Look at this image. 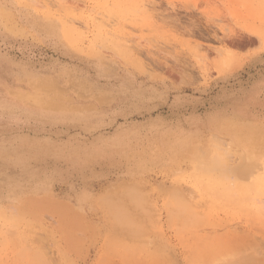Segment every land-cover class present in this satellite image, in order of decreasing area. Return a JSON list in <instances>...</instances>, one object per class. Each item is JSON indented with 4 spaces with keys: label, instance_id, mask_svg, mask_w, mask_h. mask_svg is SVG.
<instances>
[{
    "label": "rangeland",
    "instance_id": "374dc122",
    "mask_svg": "<svg viewBox=\"0 0 264 264\" xmlns=\"http://www.w3.org/2000/svg\"><path fill=\"white\" fill-rule=\"evenodd\" d=\"M0 264H264V0H0Z\"/></svg>",
    "mask_w": 264,
    "mask_h": 264
}]
</instances>
